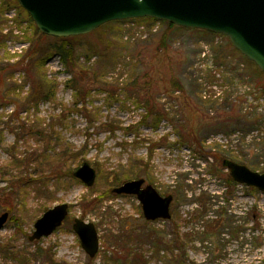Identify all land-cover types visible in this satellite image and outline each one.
Segmentation results:
<instances>
[{
	"label": "rangeland",
	"instance_id": "374dc122",
	"mask_svg": "<svg viewBox=\"0 0 264 264\" xmlns=\"http://www.w3.org/2000/svg\"><path fill=\"white\" fill-rule=\"evenodd\" d=\"M2 5L0 0V64L15 65L29 40L35 44L40 36L26 14ZM165 28L164 22H131L73 40L88 74L82 84L90 91L77 107L67 86L71 75L58 55L41 69L34 64L30 72L13 67L7 73V82L23 92L16 100L31 89L27 78H47L56 94L20 109L19 119L11 116L17 103L0 100V215L9 213L0 230V264H264V192L238 183L229 187V171L213 155L236 154L244 161L227 159L264 173V75L219 34L176 29L166 50L156 54L158 39H147ZM130 36L137 44L123 47ZM54 38L39 42L48 48ZM95 47L105 57L93 53ZM220 51L224 65L216 60ZM174 80L182 90L174 91ZM8 88L0 87V95ZM136 94L152 95L168 118L140 123L147 111ZM23 123L46 129L52 142L27 136ZM26 153L35 156V181L16 185L12 195L8 174L22 170ZM85 162L97 174L92 187L74 176ZM139 178L173 196L171 219L147 220L136 196L113 192ZM62 203L69 205L63 225L29 240L35 222ZM75 219L97 229L100 249L93 258L73 229Z\"/></svg>",
	"mask_w": 264,
	"mask_h": 264
},
{
	"label": "water",
	"instance_id": "95a60500",
	"mask_svg": "<svg viewBox=\"0 0 264 264\" xmlns=\"http://www.w3.org/2000/svg\"><path fill=\"white\" fill-rule=\"evenodd\" d=\"M44 35L68 38L87 35L113 22L153 18L188 29H199L228 37L233 47L264 72V0H18ZM222 165L234 182L264 192V173L244 164L225 159ZM74 176L88 187L96 181V171L83 163ZM145 179L125 181L114 193L136 195L147 220L171 219L173 196H162ZM69 214L67 203L49 208L35 222L29 240L50 236ZM9 213L0 215V230ZM74 231L81 245L93 258L100 249V239L93 223L75 219Z\"/></svg>",
	"mask_w": 264,
	"mask_h": 264
},
{
	"label": "trees",
	"instance_id": "16d2710c",
	"mask_svg": "<svg viewBox=\"0 0 264 264\" xmlns=\"http://www.w3.org/2000/svg\"><path fill=\"white\" fill-rule=\"evenodd\" d=\"M3 7L2 8H7L8 6H14L16 8H18L19 10H21L24 14H26L27 18L26 20L29 22L30 26L32 27V29L34 30L36 36L39 34V40H41L44 37H47L46 35L42 34L36 27V25L34 24V22L32 21L30 15L20 6L18 0H3ZM131 22H136L138 26H151L152 24H156L159 22H164L166 24V28L163 30V32H161L160 34H149V37L147 39V41H151L153 39V36L156 37L158 40L157 42H155L153 45L155 46L154 49H156L154 51V53H158L161 50H166V47H168L169 44V40H170V34L172 32H174V30L176 29H181V30H187V28L184 27H179L176 25H173L171 23H168L166 21H158L156 19L153 18H139V19H130V20H124V21H113V22H109L103 26H101L100 28L96 29L95 31H93L92 33H96L101 31L104 27H110V26H115L117 24L119 25H125L126 23H131ZM188 30H195V31H199V32H204V33H208V34H212L215 35V33H211L209 31H205V30H199V29H188ZM91 34V33H90ZM88 35V34H87ZM86 35H82V36H75V37H68V38H54L56 41L54 44L50 45L48 48L43 47L42 44L39 42H36L34 44V41L32 39H30V46L28 49L25 50V54L24 57L22 59V61L15 63V65L13 64H0V87H10L8 88L3 94L0 95V100H2L4 102V104H12L13 102H16V108L14 111L11 112V116H15L18 119L20 118L19 116V111L20 109L25 110L26 108H31L33 106H37L40 101H44V100H50L52 97L55 96L56 94V86L55 83L53 82H49L48 80L45 79L46 82H48V85L46 87V82L45 83H34L32 81H30L27 78V81L30 82L32 84L31 89L25 93V95H23L22 99H17L15 97H21L23 92L19 91L17 92L16 88L12 87L13 83H8L7 81H11L8 80L12 77H7V73L11 70V68L13 67H20L22 70H25L30 72V68L31 66H33L35 64V66L43 68V66H45V62L47 59L51 58L54 55H58L60 58V61L62 63V65L65 67V70L68 74L71 75V78L67 81V86H69L71 89H73L74 92V98H75V103L74 106L77 107L80 104H84L86 98L89 97L90 95V91L87 90V87H84V85L82 84V81L84 79H86V69L84 67H82V65L79 63V59L77 58V49L73 43V40L75 39H79V38H83ZM123 40V38L121 39ZM154 42V40H153ZM230 45L232 46L231 42H229ZM111 44V43H110ZM137 44L136 42L132 41V36H130L129 38L126 39V41H124L123 43V47H128L129 45H135ZM105 50V49H104ZM93 53L98 54L100 56H104L105 54L102 50L100 49H96L93 48L91 50ZM221 55H219L217 57V63L219 65H224L227 62L226 59V54L225 52L220 51L219 52ZM244 57V56H243ZM245 61L247 62L248 65L252 67H254V69L261 75H264V72H262L253 62L249 61L246 57H244ZM27 63V64H26ZM85 70H84V69ZM88 75V74H87ZM97 79V78H96ZM172 85L174 87V91H180L182 90V87L180 86L178 81H172ZM136 82L132 83L129 85V88L131 87L132 89H136ZM130 88V89H131ZM22 89V87H21ZM17 92V93H15ZM140 93V92H139ZM115 92L111 93V97L112 98H116L115 97ZM135 96L138 97V100L136 102H140L141 105H143V107L146 109L147 113L146 115H144L141 119L142 124H147L149 118H152L154 120V122L156 123L155 125H158L160 123V121L163 118H168V115H166L164 113L165 109L161 108L156 102H154V99L151 96H144L140 98L139 94H136ZM15 98V99H14ZM29 124V123H28ZM26 123H23L21 125V129L23 131V133L27 134V136H31L33 134L36 135H40V137L46 141V143H50L52 142V135L50 132H47L46 129H35L34 125H28ZM138 124H135L134 126L136 127ZM141 125V124H139ZM134 126L132 128H134ZM111 131L116 130V127L113 125L111 126ZM24 134V136H26ZM182 138V137H181ZM184 139V138H182ZM234 154V153H233ZM216 158V160H218V162H220V164L222 165L223 161L227 158H231L233 160L236 159H240L236 154L232 155L230 154L229 157H225V156H219V155H215L213 154ZM34 156V153H26L23 156V161H22V170L20 171L17 170V172H10L9 175V180H11L9 182V185L11 184L12 187V195L16 194V185H19L20 183L23 184V186H28V185H32L31 183H33L34 177L32 174V169L30 168V166L32 165V158ZM242 161H244V159L241 157ZM240 159V160H241ZM17 160V159H16ZM242 163V162H241ZM223 166V165H222ZM224 167V166H223ZM31 169V170H30ZM5 175V173H4ZM5 177H3L4 180ZM8 180V181H9ZM27 181V182H26ZM227 182L229 187L236 185V183L233 181V179L231 178V176L229 175V177L227 178ZM20 184V185H21ZM15 188V190H14ZM6 190H8V187L6 188ZM253 191H255V188H252ZM15 191V192H14ZM254 217L258 218V215L255 214Z\"/></svg>",
	"mask_w": 264,
	"mask_h": 264
},
{
	"label": "flooded vegetation",
	"instance_id": "af4514ba",
	"mask_svg": "<svg viewBox=\"0 0 264 264\" xmlns=\"http://www.w3.org/2000/svg\"><path fill=\"white\" fill-rule=\"evenodd\" d=\"M146 185H148V184H146V181H145V184L143 185V186H146ZM158 191V190H157ZM120 195H125V194H120ZM162 195V194H161ZM134 196H136V195H134ZM163 196V195H162ZM137 197V196H136ZM173 202V201H172ZM172 205V204H171ZM67 219V218H66ZM65 219V220H66ZM64 223V222H63Z\"/></svg>",
	"mask_w": 264,
	"mask_h": 264
}]
</instances>
